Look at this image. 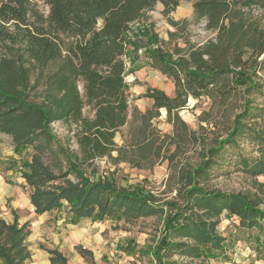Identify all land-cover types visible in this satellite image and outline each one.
<instances>
[{"label": "trees", "instance_id": "obj_1", "mask_svg": "<svg viewBox=\"0 0 264 264\" xmlns=\"http://www.w3.org/2000/svg\"><path fill=\"white\" fill-rule=\"evenodd\" d=\"M43 1L48 6L46 16L37 11L33 0H0V134L11 137L14 154L33 151L29 161L19 164V171L35 214L64 208L69 224L88 218L130 221L154 214L161 207L144 199L138 188H118L112 179L84 171L93 160L110 157L115 133L126 123V75L143 64L173 80V96L150 88L143 96L152 100L156 116L158 109H164L174 127L184 124L179 111L185 107L188 94L197 98L224 76H230L234 86L257 90L259 85L246 71L264 53V27L255 30L237 12L256 6L264 13V0H195L193 18L203 20L205 28L216 35L188 52V58L176 46L171 52L165 49L164 41L141 23L145 12L157 2L167 15L178 5L177 0ZM59 33L74 38L66 51L68 65L53 76L47 92L53 95L50 100L40 106L29 104L32 74L60 56ZM141 49L146 59L143 63L138 55ZM84 107L92 112L91 118L83 115ZM253 110L260 123L247 126L237 119L227 139L210 149L214 150L211 158L195 169L194 173L202 176L199 178H207L219 164L215 159L224 157V145L236 146V137L241 136L251 143L256 156L246 158L237 153V159L228 157L225 161L239 164L247 175L264 173V109ZM249 113L245 108L241 117ZM56 121H71L76 126V151L58 142L51 128ZM186 205L196 212L187 215L175 207L171 218L164 220L161 257L155 254L158 264H191L193 260L209 264V260L225 258V243L236 241L253 251L254 261L264 263V209L258 202L238 193L195 188ZM223 212L237 221L231 241L217 231ZM17 220L14 215L8 223L0 216L2 264H31L25 243L28 223L19 225ZM76 249L83 257L92 256L81 246ZM47 253L49 264H68L59 250ZM173 255L187 260L173 261Z\"/></svg>", "mask_w": 264, "mask_h": 264}, {"label": "rangeland", "instance_id": "obj_2", "mask_svg": "<svg viewBox=\"0 0 264 264\" xmlns=\"http://www.w3.org/2000/svg\"><path fill=\"white\" fill-rule=\"evenodd\" d=\"M177 1L178 5L167 15L163 5L157 2L145 12L141 23L152 28L164 41L165 49L171 52L176 46L180 54L188 58V52L214 40L216 34L205 28L203 20L193 18L192 3L195 0ZM33 3L39 13L47 15L48 6L43 0H33ZM237 14L255 30L264 27V13L256 6L240 8ZM237 22L234 19V23ZM73 39L69 33L57 35L60 56L34 71L31 77L33 88L27 103L40 106L50 100L52 94H47L50 82L60 67H67L66 51ZM143 51L138 52L142 63L146 62ZM246 72L259 85L257 90L234 86L230 84V76H224L199 97L188 94L185 107L179 111L184 124L177 127L167 118L164 109H158L156 116L152 100L143 96L148 88L173 96V80L154 67L143 64L134 73L126 75L129 95L126 123L115 133V147L110 157L93 160L84 171L88 175L94 173L97 177L112 179L118 188H138L144 199L161 207L154 214L135 220L97 221L88 218L71 225L64 208L59 212L54 210L35 215L28 201L29 190L19 171V164L29 161L33 151L29 149L21 155L14 154L11 137L0 134V215L11 222L9 206H12L20 222L28 223L29 233L25 243L31 254V263H48L47 250L58 249L68 259V264H158L155 254L161 257L159 245L164 236V220L171 218L175 207L183 209L187 215L196 212L193 208L190 211L187 208L189 205L184 207L195 188L238 193L258 202L264 209V173L247 175L238 168L239 164L225 161L228 157L237 159V153L246 158L256 156L244 136L236 137V146L224 145L221 152L224 157L215 159L219 164L210 170L207 178H199L202 176L194 173L205 160L211 158L214 150L210 152V149L227 139L237 119L247 126L260 123L253 109H264V53ZM78 89L83 92L82 80L78 82ZM245 108H249L250 113L241 117ZM82 113L92 117L88 107H84ZM51 128L58 142L70 150H77L76 126L71 121H56ZM53 170L57 173L55 168ZM68 178L75 181L72 176ZM236 223L235 217L229 219L223 212L217 231L231 241ZM225 245L226 257L209 260L208 263L264 264L254 261L253 251L243 242H226ZM77 246L89 249L92 256L82 257L77 252ZM171 260L187 259L173 255ZM198 263L197 260L191 261V264Z\"/></svg>", "mask_w": 264, "mask_h": 264}, {"label": "crops", "instance_id": "obj_3", "mask_svg": "<svg viewBox=\"0 0 264 264\" xmlns=\"http://www.w3.org/2000/svg\"><path fill=\"white\" fill-rule=\"evenodd\" d=\"M28 201H29V198H28ZM29 204H30V201H29ZM31 205V204H30ZM32 206V205H31ZM33 207V206H32ZM9 210H10V213H11V215H12V219H11V222L13 221V219H14V215H16L17 217H18V223H19V225H22V224H24V223H27V222H24V223H21L20 222V218H19V215H18V213L16 212V209L14 208V207H12V206H9ZM33 211H34V207H33ZM35 213V212H34ZM47 213V212H46ZM44 214V213H43ZM35 215H37V214H35ZM42 215V214H41ZM1 216V215H0ZM37 216H40V215H37ZM2 217V216H1ZM3 218V217H2ZM4 219V218H3ZM5 220V219H4ZM6 221V220H5ZM7 222V221H6ZM11 222H8V223H11ZM77 224V223H76ZM71 225H74V224H71ZM28 236V235H27ZM26 241V240H25ZM84 249H86V248H84ZM58 250V249H57ZM87 250H89V249H87ZM90 251V250H89ZM61 252V251H60ZM30 253V252H29ZM62 253V252H61ZM48 254V253H47ZM31 255V254H30ZM49 257H50V255L48 254V259H47V262L48 263H46V264H49ZM83 257V256H82ZM224 258H219V259H217V260H223ZM68 260V259H67ZM217 260H213V261H217ZM1 263V262H0ZM30 263H31V256H30ZM2 264V263H1ZM32 264V263H31ZM210 264V263H209Z\"/></svg>", "mask_w": 264, "mask_h": 264}]
</instances>
